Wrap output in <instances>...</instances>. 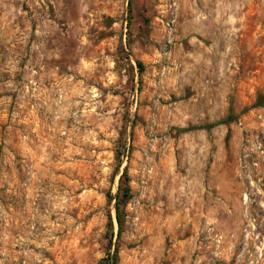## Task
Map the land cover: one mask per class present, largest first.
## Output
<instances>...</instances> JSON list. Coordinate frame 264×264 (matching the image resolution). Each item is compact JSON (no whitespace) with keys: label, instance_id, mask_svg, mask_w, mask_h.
Listing matches in <instances>:
<instances>
[{"label":"rangeland","instance_id":"1","mask_svg":"<svg viewBox=\"0 0 264 264\" xmlns=\"http://www.w3.org/2000/svg\"><path fill=\"white\" fill-rule=\"evenodd\" d=\"M116 249L264 264V0H0V264Z\"/></svg>","mask_w":264,"mask_h":264},{"label":"trees","instance_id":"2","mask_svg":"<svg viewBox=\"0 0 264 264\" xmlns=\"http://www.w3.org/2000/svg\"><path fill=\"white\" fill-rule=\"evenodd\" d=\"M129 7L131 8V1L129 2ZM138 66L141 67V64L138 63ZM120 185L118 187V193L115 196L116 200V220L119 226L118 236L121 235L124 225V214L123 206L126 202L131 199V189L129 187V178L127 176V171L120 176ZM117 263V249L113 256L104 258L99 264H116Z\"/></svg>","mask_w":264,"mask_h":264}]
</instances>
